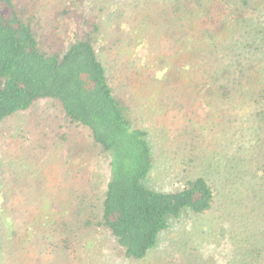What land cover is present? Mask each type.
Here are the masks:
<instances>
[{"label":"rangeland","instance_id":"374dc122","mask_svg":"<svg viewBox=\"0 0 264 264\" xmlns=\"http://www.w3.org/2000/svg\"><path fill=\"white\" fill-rule=\"evenodd\" d=\"M14 1L31 10L29 16L34 18L33 25L43 36L41 44L46 52L69 45L73 32L68 28L76 27L75 20L83 18L84 10L89 14L85 38L89 36L88 26L101 16V34L105 35H100V40L104 38L106 43L100 45L99 52L115 93L131 110L135 109V102L139 104L134 91L138 90L140 76L145 74L141 64L151 57L173 54L175 35L166 31L165 24H161V30L152 21L168 6L162 0H77L79 7L76 0ZM218 1L204 0L208 7ZM231 2L224 1L227 7L221 13L229 20L227 29L221 33L222 39L229 43L239 37L254 38L262 40L264 45V0ZM64 10L73 12L62 19L61 25L65 27H61L56 22ZM238 10L244 12L243 17H238ZM238 18L241 26L236 23ZM144 21L159 30L155 32L148 27V31L139 35L135 29ZM196 33L197 28L191 30L190 36ZM262 44L256 45L261 50L255 51L264 57ZM169 59L173 60V56ZM137 68L139 76L135 73ZM186 80L177 82L181 93L175 99L176 106L173 103L160 112L145 113L150 117L145 126L149 127L156 165L147 184L156 189L176 190L188 176L204 172L211 165L209 176L218 196L210 210L205 214H183L172 220L146 258L127 259L107 228L97 227L92 231L85 228L86 220L99 216L102 209L110 177L107 154L94 144L88 128L67 118L59 102L41 99L32 107L6 117L0 126V264H212L210 259L225 264L227 254L235 253L240 240L236 222L239 219L225 211L240 182L232 178L222 184V179L234 170L232 162L225 157L230 154L231 135L217 126L220 121L210 111L217 105L210 106L211 109L199 97L192 79ZM146 84L145 91L150 90L141 102L156 101L151 95L152 84ZM252 105L246 106L244 117L232 124L241 126L240 122L251 116ZM136 122L141 121L138 118ZM184 123L191 124L192 129L195 126L199 137L189 140L187 134L180 133L178 128ZM185 141L190 143L186 145ZM183 153L196 156L183 163L179 158ZM82 200L84 205L78 203ZM48 211L53 214L44 217ZM255 215L256 212H251L247 216L252 231L259 227L257 220L251 219ZM64 244L73 252L67 251Z\"/></svg>","mask_w":264,"mask_h":264},{"label":"trees","instance_id":"16d2710c","mask_svg":"<svg viewBox=\"0 0 264 264\" xmlns=\"http://www.w3.org/2000/svg\"><path fill=\"white\" fill-rule=\"evenodd\" d=\"M224 1L232 4L231 0H219L208 7L204 0H162L168 6L152 21L161 30V24H165L166 31L175 35L173 54L151 57L141 64L145 74L140 76L138 90L134 91L139 104L135 102V109L131 110L115 93L99 52L100 45L106 43L104 38L100 40V35H105L101 34V16L88 26L89 36L85 38L89 14L84 10L83 18L75 20L76 27L68 28L73 32L69 45L46 52L41 44L43 36L36 31L28 6L0 0V126L15 112L26 110L41 99H52L60 103L71 122L90 130L94 144L108 156L110 177L100 215L88 218L85 228H107L127 259L146 258L172 220L183 214H205L218 196L209 176L211 165L204 172L188 176L176 190L156 189L147 184L156 165L149 127L145 126L150 117L146 115L173 103L176 106L175 99L181 93L178 84L192 79L199 97L209 107L217 105L210 107L220 121L217 126L231 135L230 154L225 157L234 170L222 179V184L232 178L240 182L225 208L239 219L236 222L240 240L235 253L227 254L225 264H264V57L255 51L261 50L256 45L262 44V40L239 37L227 43L222 39L221 33L229 25L227 16H221L227 7ZM75 3L79 7L80 1ZM72 12L64 10L56 23L65 27L61 21ZM237 12L238 17L244 16L242 10ZM236 23L241 26L239 18ZM148 27L159 30L144 21L135 31L142 35ZM196 28L197 33L190 36ZM171 56L173 60L169 59ZM139 71H135L137 76ZM146 83L152 84L151 95L156 101L141 102L150 90L145 91ZM250 104H254L251 116L244 118L241 126L232 124L244 117V109ZM138 118L140 123L136 122ZM191 127L184 123L178 129L191 140L199 137L195 126ZM183 143L188 145L190 141ZM195 156L183 153L179 158L185 163ZM78 203L84 205L83 200ZM251 212L256 215L250 218L259 223L254 231L248 221ZM50 213L43 215L49 218ZM64 246L73 252L68 245ZM210 261L217 264L215 259Z\"/></svg>","mask_w":264,"mask_h":264}]
</instances>
